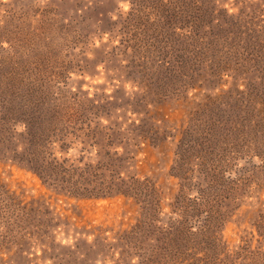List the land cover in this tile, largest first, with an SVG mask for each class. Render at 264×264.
I'll return each mask as SVG.
<instances>
[{"label":"trees","instance_id":"16d2710c","mask_svg":"<svg viewBox=\"0 0 264 264\" xmlns=\"http://www.w3.org/2000/svg\"><path fill=\"white\" fill-rule=\"evenodd\" d=\"M195 2L157 0L153 9L160 13L164 25L149 21L146 14L141 17L136 14L132 19L135 39L129 48L133 51L123 53L133 69L132 82L138 87L140 101L135 105L140 107L143 103L146 110L150 104L154 106L146 111L147 117H140L136 130L129 131L117 122L104 124L93 102L84 103L76 96L68 98V90L47 76L48 73L61 79L68 76L70 64L67 61L64 65L59 60L66 58L65 52L52 51L51 62L48 54L27 49L17 50L13 61L0 56V161L7 159L11 165L32 172L55 199L118 197L125 202L133 200L145 211L124 234L113 237L103 233L100 238L77 237L72 241L66 234L57 239L60 232L55 233L52 228L57 215L48 197L40 194L28 198L23 190L13 189L0 175V245L9 247L6 256L1 252L2 263L15 262L12 258L15 253L9 256L13 244L18 245L21 256H26L29 249L24 247L35 246L37 238L33 233L40 230L41 243H48L47 250L53 251L49 255L57 258L55 264H71L68 257H77L78 263L85 261V264H200L194 250L203 245L205 257L204 231L211 230L209 218L219 210L229 190L234 189V181L225 176L226 165L211 156L219 148L218 130L211 127L203 134L186 127L180 137L172 130L175 116L165 114L159 105L166 104L170 97L189 103L188 92L192 88L201 91V77L207 74L210 78L231 74L235 84L243 79L245 89L237 85L235 95L231 93L232 103L224 100L229 114L237 111L235 118H231L229 127L221 126L235 150L255 152L257 147L256 155L264 154L260 137L264 135V115L257 106L258 103L264 106V18L259 10L214 18L208 9ZM137 11L143 14V10ZM33 35L30 33L27 41ZM148 38L151 40L147 41ZM55 45L51 48H56ZM221 55L225 56L223 60ZM247 69L255 71L256 80L244 76ZM213 109L217 108L209 110V115L216 120ZM151 114L158 117V122L150 119ZM239 122L240 127H232ZM102 130H115L117 143L124 150H119L120 145L108 133L99 138L96 134ZM169 137L171 141L176 139L180 165L172 170L180 178V190L173 194V199L160 193L152 177L140 178L121 171L132 157L126 148L131 143L139 148L150 138L156 140L160 149H167ZM101 139L113 148H104ZM71 144L79 146L76 158L68 155ZM229 150L226 156L230 158ZM194 151L204 153L199 165L207 167H199L197 171L190 167L188 160L196 155ZM198 177L205 178V184L201 185ZM190 187L196 189L198 196L191 198L186 194ZM167 199L171 202L166 203ZM164 203L170 206L168 213L173 216L162 217ZM63 239L70 243H62ZM83 241L87 248L83 247ZM56 250L63 252L55 253Z\"/></svg>","mask_w":264,"mask_h":264},{"label":"rangeland","instance_id":"374dc122","mask_svg":"<svg viewBox=\"0 0 264 264\" xmlns=\"http://www.w3.org/2000/svg\"><path fill=\"white\" fill-rule=\"evenodd\" d=\"M152 1H154L153 4ZM194 1H196L195 4L208 9L209 15L214 18L225 14L242 16L257 10L263 14L264 18V0ZM156 2L157 0H0L1 59L8 62L16 60L17 50L27 49L28 52L37 51L48 54L51 62L52 51L58 49L65 52L66 58L59 60H63L64 65L68 61L71 72L64 79L54 76L53 73H48L47 76L52 80L56 79L55 84H60L68 90V98L73 99L72 97L76 96L84 103L93 102L104 124L114 125L117 122L123 124V127L129 131L136 130L140 125V117H147L146 113L154 109V106L150 104V108L146 110L143 103L140 107L135 105V102L140 101L137 97L136 88L138 87L132 82L133 69L123 51H127L128 54L133 51L129 45H132L135 39L131 22L136 14L140 17L146 14L149 21L153 20L158 25H164L159 17L160 13L153 9ZM181 5L185 6V3ZM139 9L143 10V14L137 11ZM123 26L126 28L124 29ZM30 33L34 35L30 41H27ZM149 40L151 38L147 39ZM48 42L52 45L56 44V48L52 49V45ZM131 54L133 55V52ZM221 58L223 60L225 56L221 55ZM205 68L207 73L209 68L207 66ZM244 74L248 80L257 78L253 69H247ZM201 80L203 88L201 91L192 88L188 92L191 97L189 103H183L171 97L163 105L155 102L156 106L164 108L165 114L175 116L176 122L172 125V130L180 137L183 128L186 127L203 134L209 128L215 127L218 130L219 148L211 156L215 161L226 165L224 166L225 176L234 181V189L229 190L230 194L221 201L219 210L211 214L209 218L208 226L211 230L204 231L207 235L205 257L203 245L202 248L198 247L194 250L196 253L194 255L201 259L200 264H264V154L256 155L257 147L255 152L254 149L246 153L235 150L231 139L226 140L227 132L223 128L231 125L230 120L235 118V112H237L233 110L229 114L224 100L232 103V96L235 95L237 85L245 89L244 80L240 79L239 84H235L231 74H225L221 78H210L207 74L202 76ZM193 101H195L194 104H192ZM214 106L217 108L213 109L216 120L209 115V110ZM257 106L264 115V106L260 103ZM152 117L154 123L158 122L156 119L158 117L151 114L150 119ZM212 121L217 125H214ZM150 123L153 124V121ZM240 126V122L232 124V127ZM107 133L110 134L113 142H118L115 130H102L96 135L104 138ZM260 137L264 143V135L261 134ZM171 140L172 138L169 137L170 145L167 149H160L155 143L156 140L150 138L146 140V144L141 143L139 148L131 143L126 148L129 152L128 156L132 157L124 167H121V171L140 178L152 177L160 193L171 196L173 199V194H178L180 190V178L173 175L175 173L172 170L180 165H178L176 139ZM101 143L107 150L113 148L105 144L103 139ZM117 144L120 145L119 150L123 151L121 143ZM71 146L68 155L76 158L79 154V146L75 144ZM195 146L200 150L197 143ZM252 146L254 148L253 143H251ZM258 146L261 147L260 141ZM226 150H229L230 158L226 156ZM194 153L196 155L188 160L190 167L196 171L199 167H207L208 165L205 167L199 165L203 162L204 153L195 151ZM10 163L7 159L0 161L1 177L13 189L23 190L28 198L30 195L40 194L48 197L51 208L57 215L56 225L52 227L55 233L60 232L57 239L66 234L71 241L77 237L79 239L100 238L103 233L113 237L116 234H124L125 229L145 212L133 200L125 202L118 197L99 200L55 199L54 196L49 195L50 192L37 176ZM198 179H201L199 181L201 185L205 184V178L198 177ZM195 190L190 187L186 194L194 198L198 196ZM171 199H167L166 203L171 202ZM166 203L163 207L165 214L162 217L164 218L173 216L168 213L170 206ZM38 231L40 230H35L33 233V236L37 238L35 246L24 247L29 249L25 252L26 256H21L18 245L13 244L10 247L9 256L15 253L12 257L15 260V262L12 261L13 264H55L57 258L49 255L53 251L47 250L48 243L42 245V233ZM66 240L68 239L61 241L70 243ZM82 245L87 248L85 241ZM8 248L6 245H0V255L2 252L6 256ZM54 252L59 253L63 250ZM68 259L71 264H85V261L78 263L77 257H68ZM0 264L6 263H2L0 259ZM94 264H100V262Z\"/></svg>","mask_w":264,"mask_h":264}]
</instances>
